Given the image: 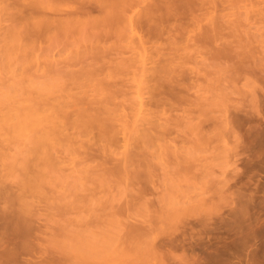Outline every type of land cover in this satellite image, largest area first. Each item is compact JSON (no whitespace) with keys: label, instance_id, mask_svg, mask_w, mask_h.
Masks as SVG:
<instances>
[{"label":"rangeland","instance_id":"374dc122","mask_svg":"<svg viewBox=\"0 0 264 264\" xmlns=\"http://www.w3.org/2000/svg\"><path fill=\"white\" fill-rule=\"evenodd\" d=\"M32 1H34V0H0V88L3 89L9 85L15 84L16 82H21V84L23 85V87H22L23 91H21V90L16 91L18 88L16 90L12 91L14 97H16V96L26 97L28 95L32 96V97H37L39 95V93L36 91V88L34 87V85L33 84H32L33 86L31 85V82H34V81L43 82V83L45 82L46 86L47 85L52 86L53 89H55V92L52 95H57L60 93L62 87H64V84L67 85V82H68L65 79V77L62 79L60 78V77H63L62 72L64 73V71L65 72L70 71V69H72L71 71L76 70V69L79 70L78 68H81L83 66V64L86 66L87 63L89 65V63L94 61V60H92L93 58H91V60H90V57H89V60L87 59L86 62H83V64H82V62H80V63H76L75 65L71 64L72 65L71 66L70 63H68L67 57L71 58L74 55L79 54V52L81 54V51L84 52L86 50L84 48V44H86L87 42L85 41L84 44H82L83 42L77 41V39L79 37L84 36V34H83L84 32H81L78 30L75 31L74 34L73 33L70 34L71 36L68 37V42H65L64 44H62V46H59V47L56 46L55 49L51 48L47 51V49H48L47 46L49 43H51L49 32L54 28L52 27V29H51V27H48L49 29H47V28L34 29L32 26L34 23H37L40 19L44 18L43 17L44 12L47 14L46 16L52 14L50 16L53 17L54 16L52 13L53 11L50 12L51 8L50 9L46 8L47 10H44L45 8L41 9L42 6H40V7L36 6V5L34 6L32 4ZM81 1L80 0H47V2H49L48 4H50V6L52 8L58 7V8H61V10L64 12L63 13L60 10V13L62 12L61 14H59V13L55 14V17H57V18L58 17H60V18L67 17L66 9H70V7L72 5H79L78 3H80V2H81V4L85 3V4H82V5H85L84 10H82V12L83 11L85 12V13L83 12L84 14L81 15L82 18L86 19L87 16H85V15L88 13H89L88 18H89V16H92V15H93L92 17H95L96 14L98 15V13L100 15L101 12L98 8L94 9V8L90 7L91 5H93V6L97 5V0H88V1L87 0H81ZM148 1L150 3V1H152V0H140V1H138L137 3H139V4H137V8L135 7V10L143 8L145 6L147 7V5H149ZM171 1H173V0H171ZM174 1H176L177 4H179V2H180L177 0H174ZM183 1H185V0H183ZM224 1L225 0H223V4H220V7H219L220 9H216V10L214 9V11H216V12L212 11V14L210 13V15L208 14V16L204 15L203 18L205 19L208 17L207 18V21H208L209 18H213V17H210L211 15H213L214 18L217 16L218 20L221 22H222V20L224 21L228 17L230 20H233V21H235L236 19L237 20L240 19L241 22H243L242 25L245 24L246 26L249 25L250 22L252 24L253 21L258 20L259 21V23L257 22L258 25L255 24V27H252L253 29L252 28L251 29L252 30H258V31L261 30L259 32L264 31V27H262L264 25V23H262L263 22L262 21L261 22L262 24L259 25L260 24V20L258 19L259 13H257L259 11L264 13V8H263L264 1L263 0H261V1L260 0H258V1L257 0H255V1L254 0L253 1L248 0V2L246 0H241L240 3L243 4L245 7L243 5H241L240 3L239 4L237 3L239 0H237V2L234 3V5L230 1H229V3L227 2V0L225 1L226 3ZM185 2H184V4H186ZM253 2H254V4H253ZM192 3L193 2L191 0V5L188 3L186 5L192 6ZM257 3H259V4L257 5ZM170 4H172L173 6ZM175 4H176L175 2H173V3L169 2V5L172 6L171 8H176V11L174 10L176 13L179 9L183 10V8H185V7H182V9H181V7H179V9H178V7H176V6L174 7ZM184 4L182 3V6H185ZM190 6H189V8H190ZM87 8L90 9L89 12L87 11L88 10ZM189 8H187V6H186V8L184 9V13L186 14V16L189 15V11L191 10V9L189 10ZM236 8H237V13H235ZM91 9H94V10L91 11ZM186 9H188V12ZM238 9H239V13H238ZM96 10H98V11H96ZM219 10L220 11L222 10L221 11L222 14L221 13L219 14V12H220ZM174 11L172 9V14H171L172 17L171 18H174L173 20L177 21L178 27H179L178 21H180V25H181V23L184 22L185 14L183 13V11H182V13L180 12V14H182V15L184 14L183 15L184 19L182 18L183 20L182 19L177 20L175 18V16L177 14L174 13L175 14V16H174V14H173ZM197 11L199 13L202 12L199 9ZM197 11L194 10L193 11L194 14H197ZM252 11H254L257 14L253 15L255 13H253ZM90 12H92V13H90ZM232 12H233V14H232ZM250 12H251V14H250ZM214 13H215V15H214ZM246 13H248L249 17H246ZM90 14H92V15H90ZM180 14L178 12V15H177L178 19L180 17H182ZM219 15L221 16V18L218 17ZM251 15H253V16H251ZM232 16H234V17H232ZM255 16H257L258 18L257 17L254 18ZM187 17H189V16H187ZM190 17H191V15H190ZM217 18H215V19H217ZM244 18H247V19L252 18V19L250 21H247V19H244ZM187 19H185V22L187 24H189V26H191V24H194V26L192 25L193 27L192 26L189 27L188 31L191 28H195V25H196L195 30L192 29V31L191 30L190 31H191V33L195 32L198 35L200 34L199 33L200 31L203 32V31H205L206 28L209 29V27L207 26L206 23L209 22L208 25L209 26L212 25L210 23V21L206 22V19L205 20L202 19L201 23H204L203 26H206L202 30L201 27H203V26L201 25V23L199 25V22H197V24H198L197 25V24H195V22L191 23L192 21H189L191 23L190 24L187 22ZM220 19H222V20H220ZM229 19H228V21H229ZM253 19H255V20H253ZM15 20L20 21V25H19L20 30H24L26 23H28L26 26V29H25L26 33L24 34V36H25L24 37L25 38L24 43L25 44H24V46H21L22 47L21 50L11 49V45L9 43H7L5 46V43H6L5 38L7 36V31L12 26V22H14ZM173 20H171V21L173 22ZM189 20H191V19H189ZM211 20H213V19H211ZM171 21L169 23H171ZM175 21H174V23H176ZM233 21H232V23H233ZM156 22H159V23H156L154 25H157V24L161 25L160 20H158ZM165 22L168 23L167 21H165ZM221 22H218V24L224 25L225 22H227V21L223 22L224 24ZM151 23L153 24L154 22H151ZM162 23H164V21H162ZM166 23L163 24L165 26L163 28L164 29L163 35L159 34V35H161V37L159 36V38H161V39L157 40V38H156L155 41L157 40L159 42V40H160L161 44L162 43L164 44V42H166V45L169 46V44H167V41H168L167 39L170 40L169 42L173 41V40H171L172 39L171 35L168 36V34L170 33L169 28H171V32L173 30L172 29L173 27H175L174 30L175 29L177 30V31L173 30V32H175V34L174 33L172 34L174 36V38H175V35L178 34V32H179V28L177 27L176 24H175L176 26L175 25L173 26L174 23L173 24L171 23L172 25H170L169 23H168V25H166ZM186 23H184V24H186ZM227 24H228V22L226 23V25ZM154 25H151L150 26L151 29H149L150 31L152 30V32H151L152 34L155 30V29L153 30V28H156ZM163 25L160 27L162 28ZM169 25L171 27H168ZM226 25H224L225 27L223 28L224 29L223 33L224 32L225 33L224 34L222 33L223 35L219 33L218 39L217 40L215 39L216 42L214 40L212 41V43L215 42V43H213V45H208L209 44L208 42H206L207 44L203 45L204 47L207 45L205 48H203V46L202 47L199 46V44L198 45L195 44V46L193 44V47H192V45H189L188 49L191 46L190 50L194 49L197 51V49H198V53L195 52L194 50H191V51L195 52V55H194L193 53H191L190 50L187 49L186 50V51H188L187 55L188 54L189 55L191 54V55H190V58L187 61H185L186 64L187 63L188 64L185 65V63H184L185 67L183 68L185 71L191 73V74L186 73V76L189 75V77H191V78L189 80V78L187 77L188 79H186V82H184L187 87L191 88V90L189 89L190 91H188L189 93L187 92V94H189L188 97L191 100L193 99L192 101L191 100L190 101L191 102L194 101L195 103L197 102L198 104L196 103L197 104L196 106L200 105L202 102H204V103H202L201 105L210 104L211 101H214V103H217V104L220 102L219 104L222 106V108L219 104H218L219 107L213 106L214 107L213 108L212 107L213 102H212L210 104L211 106L209 105L210 107L208 105L206 106L209 108L212 107L211 108L212 110L211 109L209 110L210 112L208 114V118H206L207 115L204 116V114H203L204 117L203 116L201 117V115H198L197 112H195V110H197L196 109L197 107H195V104L188 102V100H189L188 99L186 102L187 104L183 103L185 105V108L186 109H187V107L191 108L194 105L191 108L192 110L195 109L194 111L189 109L190 114L193 113L191 116H193V118H194L195 117L194 114L195 115L197 114L196 117L199 116L200 120H201V118H203L204 124H206V125L203 124V126H207L206 127L207 129H205L206 131H204V127H202V125H200L199 127H196V124H194V123H196L195 121H197L199 119H197L198 117L197 118L195 117L194 121H193L194 123L191 124L192 121H190V124L193 126L185 127V130H187L188 128H190V129H188V131H185L184 134H182L184 132L182 130V128L184 129V127H182V126H183V122H186V123L189 122L187 120V118L184 116L185 114H186V116L189 114V113L188 114L186 113V112H188V109H187V111H186V109H183L184 108V105H183V108H182L183 110H181V108H180V109H175L174 110L175 112L170 111V112H172V114H171L172 116L174 115L173 113H175L174 117L179 116L178 114H180V117L182 116L181 118L180 117L177 119L175 118V121L176 120L179 122H180V120L182 121V126L181 127L179 126L180 128L175 123L174 124L172 123L177 128H179V129H177L175 127V129L177 131L174 128L171 129V130H173L172 131L173 135H171V136H173V139L178 140V138H179V140H180L182 137V136L179 137L180 135L177 136L176 132L179 134V131H180L181 135H185L187 132V134L184 137L185 139L182 138L183 142L185 141L184 143H186L185 145L182 144V141H180V143H179L178 142L179 140L176 142L172 138H171L172 140L170 139L171 142L174 144V146H176L175 143L176 144L178 143L179 147L181 146V148H182V146H184L186 149V148H188V145L193 143L194 140H195L194 141V145H195L198 142L196 140H199V138L204 139L203 138L204 136L202 134H204V133L209 134L210 133V135H209L210 137L207 135L210 139H208V137H205V138H207V140L204 139L206 144L203 142L204 140L201 141V145H203V146H204V144L206 145L203 148H207V149L202 150V148H201L202 146L200 145L201 146L200 147L197 143V145H198L197 150L199 149L200 151L201 150L202 151L201 152L197 151V153L199 154L198 155L199 159H198V157H196L197 161L195 160L194 164L192 166L189 165L193 168L196 167L195 170H193V168L191 169L188 167L189 170L187 171L186 174H190V175L184 174L186 172V170L184 171L182 169L184 171L183 173L181 171H179V172H181V174L185 175L184 177H187V178H184L183 175H182L183 178L182 177L180 178L179 176L181 174L179 175V172L176 169H173V170H175L173 172L175 173L177 171L178 173L176 172L177 174L176 173L175 174L177 176L179 175L178 176L179 178L177 176H176V178H175V176L171 177V178H167V176L169 175L168 174L169 173L168 168L172 167V166L170 164L167 165L164 162V160H162L164 163V165H162L164 167V169L166 166H169L168 168L166 167V169H165V170H167V174H168V175H166V174H164L166 172H165V170H163V167L161 166V164H159V162L157 164V162H156L157 166L155 165V167H154L155 168L154 173L156 172L155 174L157 175V177L152 178L154 181H152V179H151L150 183L152 184V187H151L150 183L149 184L147 183L149 185L148 187L150 189V190L148 189L149 190V191H147L148 195H146V197H147L146 200L149 201L148 209H145L143 206L144 199H141L140 201L138 199H134V198L131 199V197L129 196V192H130L131 188L133 189V187L135 190L137 187H138V189H140V186L142 188L144 186V184H142V183L144 181L147 182L148 181L147 179H149V178H146V179L145 178H139V180L144 179V181L140 180L142 183L139 182V180H137L138 178L136 179L137 181L134 178L133 180H135L136 182L134 181L133 183L136 184V188L133 185H131V188H130L129 187L130 185H129V186H127L128 190L126 189V185H128L129 183L127 184L126 180L123 178L121 179V178H118L116 176L110 177V178H102V177L99 178L101 176V172L99 173V171L104 172L108 169L110 170V168H114V167H111V165L114 166L112 162H114V164H116L115 163L116 160L108 162V164H105V165H108V166H106V168H108V169H105L104 171L101 169L102 166H101V168L99 166L100 170L98 168H96L98 170V171H96V172H98L97 175L100 174L99 177L96 174H93L94 172H89L86 174H88V175H90L91 173L92 174L90 175V177L88 176V178H85V175L81 172V170H82V167H85L86 164L84 165L79 160H80V157H82L83 153L85 154L84 151H85V149H87V147L78 148L80 141L77 142L78 146L76 145V143H74L75 145H73L71 143V145H73L72 149H74V151L70 150L69 148L68 149L65 148V150H63L65 146H63L62 149H59V150L64 151V152H61V153H63L61 156H62V158L63 157L64 158L63 159L60 158L61 157V156H59L60 152H59V155L57 153L55 154V155H58L59 157L58 156L57 157L60 158L61 160L59 159V161H56V163H53L52 167L54 168V170H53V172H51L49 174L48 178H45V182H43L41 184V188H39L38 193H37V190H36V192H35V190H34V192H32L33 190H30L28 188L23 189V182L26 179L33 180L35 178H19L16 176V175H18L17 173H19V170L18 171L16 170L15 173H14V171H12V174H10L11 170L8 167V164L6 163L7 160L5 159V157L6 156L11 157L12 156L15 158V156H16V159H18L17 161H19L21 158H23V155H24L23 151L26 150L25 144L24 143H17V141L16 142L12 141L7 136L8 139H6L3 142V146L0 148V214L2 215V216L0 215L1 216L0 217V225L3 224V228L6 229L7 231H4L1 226H0V228H1L0 231L2 230L1 233H3V231H4V235L7 237V235H9V234H5V232L8 233V231L11 229L9 231V233L13 232L12 235L15 236V238H16V239L14 238L15 240L21 238V236L23 235V234L21 235V232L24 233V232L28 231L27 234L28 233H29V235L31 234L32 238L36 239V240H33V243H34V241H37L34 243V244H36V248L34 250H31L32 254L30 251H26L25 254H27V252H30V254L29 253H28L29 255L23 254V256L25 258L21 255L22 257L21 256L19 257L21 261H22L21 258H23V260H25L26 258L28 260H31L33 258H36L37 256H40V258L44 257V259H47L48 261L53 260L55 262V260H56V263L60 262V264H78V263L79 264H82V263L83 264H91V262H90L91 260L94 261V262L92 261V264H102L103 262H105V264H144V263H146V262H144V260L147 261V259L145 258V256H143V253H142V255H140L139 252L141 251V249H138L139 251H137V248H135L137 246H134V248H133V247H131V245L128 244L129 241L124 240L128 237V235H129L128 233L133 232V234L131 235L132 238L130 239V241L133 240L132 242H135L133 244H143L141 242H143V240H145V237H142V236H144V235L147 236L150 234L159 236L161 234L162 230H164L165 228H168L170 221L167 219L165 220V217L167 215H169L168 212H176V210L178 212L180 209L182 210V209L187 208L189 210L190 214H188V216H184L185 218L182 217L185 220L182 219V221H180V222L177 221L178 224H176V222H175L174 227H179V229L181 231L187 230L189 232L190 231L195 232V231H199L201 229H202L201 231L205 230L206 234L208 232L210 234L209 237L206 239L205 243H207L209 241H211L213 244H227V243H229L234 248V249L232 248L233 252L231 253V256L234 258L235 261L242 263V264H252L253 261L256 262L255 264H264V71H262V70H264L263 69L264 68V65H263L264 60L262 57V56H264V54H263V52H261V51H264V50H262L264 47L258 46L259 42H257V41H261V43H264V42H262V40H261L262 38H259V39L256 38L255 40L251 41L254 44H256V46H258L259 49H261L259 51L257 50L258 47H257V49H255V46L252 47L253 43H251V42H249V44L246 46V48H248V50H249L248 51L246 49L247 50L246 53L250 52V51L253 52V50H251L253 48L256 50L253 53L255 55L257 54L256 55L257 58H260V59L255 58L256 60H253V58H251V57H250L251 59L247 58L245 61H249L248 59H250L251 60V62L249 61L250 64L252 65V62H253V64H255L252 66H249V65L247 66L245 64H247L249 62L243 63V62H241L243 60L242 59L240 60L241 57L237 56L238 57V59H237L234 55L235 52L231 53V52H233L234 48H231V47H229V45H227L229 48L228 49L225 46L226 43L224 45V42L229 43L228 41H223L225 38H226V40H229L230 42H235L234 38L236 37V35H239V33H238L239 30L236 31V33H234V32H232L233 29L232 30L230 29L229 24H228L229 27ZM146 26L147 25H145V27ZM184 26L186 27V25H183V23H182V25L180 27L182 29H184L185 28ZM257 26H258V28H257ZM150 27H148V28H150ZM167 27H168V31H169L168 33L166 32ZM197 27H199V28H197ZM222 27L223 26H220V28H222ZM226 27H228V28H226ZM241 27H239V28H241ZM260 27H262V28L259 29ZM140 28H137V30L139 31V33H138L139 36L143 35V36H145V37H143L145 39L147 37V34H148V36L151 35V34H149V32L145 33L149 30H146L144 32L143 31L144 27H143V29L141 28V30H140ZM187 28H185V29H187ZM40 29H43V30L40 31ZM145 29H147V27ZM157 29H156L157 33L158 32L160 33V31H161V30L159 31L160 28H157ZM228 29H229V31H228ZM241 29L243 30V27ZM87 31L88 30L86 28L85 32H87ZM188 31L185 33V35H184V33L180 34V32H179V34L181 35V38L179 37L180 36L179 34L176 35V38L178 37L177 39L180 40L184 36L183 40L185 41L186 36L191 35L190 31L189 32ZM52 32L54 33V30H52ZM52 32H50V33L53 34ZM162 32H163V30H162ZM220 32H222V29ZM229 32H230V34H228V35H230V36H228V35L226 36L225 34H227ZM47 34H48V36H47ZM86 34H88V32ZM197 34H195V35H197ZM234 34H236V35H234ZM231 35H232V37L234 35V37L231 38ZM262 35L264 36V33ZM153 36L158 37V35L156 36V32H154V34L152 35V38H154ZM220 36H222V37H220ZM47 37H49L50 41L48 40ZM133 37L134 36L131 37V34L128 33V31H127L126 34L124 32V33H121L117 37L113 36V37H111V39L109 38L110 42L108 40V46L113 44L114 45L113 47H115V49L112 48L114 50L110 51V53H109L110 55L106 54L107 57L105 55L104 58L106 57V60H107V59H110L108 57H112L111 58L112 60L113 59L116 60V62H115V60L114 61L110 60L111 61L110 66L117 64V62L121 61V58L128 57L130 54H131L130 56H134L135 59L140 58L142 60V58H143V57H141L142 54H143V56L146 55L149 58V57H151V56H149V55H151V53L148 54L150 51L151 52L158 51V49L156 47H155L156 48L155 49L154 47L150 46V45H152L151 43L150 44L147 43L146 48L140 49V52L136 51L134 49L131 50V48L127 44H130V46H131V43H132L131 40ZM223 37H225V38H223ZM228 37H230L231 40L227 39ZM259 37H262V36H259ZM137 38H138V35H137ZM236 38L238 39V36ZM134 39L136 40V38H134ZM177 39H176V41H177ZM135 40H133V43L134 42L136 43ZM180 41H181V44L185 43L182 40H180ZM174 42H175V39H174ZM257 43H258V45H257ZM106 44L107 43H105V45ZM154 44L157 46L161 45V44L158 45L155 42H154ZM40 46H43L44 48L42 47L43 49H40L39 48ZM50 46H49V48H50ZM224 46H225V48H223ZM131 47H133V46H131ZM215 47H216V49L220 50L221 52L223 51L222 53L226 52L227 49L228 50L232 49V51H229L230 53H228V51H227V53L230 55L233 54L234 58L232 56L231 58H233V59L230 60V58L227 56V54H222L221 52H220L221 54H219L218 50L216 52ZM152 48H154L155 50L153 51ZM146 49H148V50H146ZM159 49L162 50V48H159ZM163 49H164V52H165V50H167V48L165 49V47H163ZM181 50L184 52V49H181ZM235 50H237V49L235 48ZM238 50L242 51L244 49L239 47ZM106 51H109V50L107 49ZM120 51H121V53H120ZM123 51H124V53H122ZM131 51H132V53H131ZM145 51L146 52L148 51V52L146 53ZM257 51L260 52V54H262V55H260V57H259V55H258L259 53ZM136 52L137 53L139 52L138 54H141V55H138L139 58L136 57L137 56ZM251 52L249 53V55L251 54ZM88 53H89V55L91 54V52H88ZM88 53H87V55H88ZM119 53H120V55H119ZM134 53L136 56L134 55ZM185 53L183 54V56L186 55ZM111 54H112V56H111ZM115 54H117L119 56L116 57ZM157 54H155L156 57H157ZM213 54L214 55L219 54L218 57L220 58V60L218 59V57H214ZM222 55H224V56L226 55L225 57H227V58L223 59L225 57ZM191 56H192V59H191ZM188 57H186V59ZM212 57H214V60ZM148 58H147V61H150V59H148ZM145 59H146V57H145ZM155 59H157V58H155ZM234 59H235V61H234ZM60 60L62 61V63L60 62ZM215 60H217L216 63H214ZM228 60H230V61H228ZM237 60H239L241 63H243L242 67H243V65L247 66V67L242 68L241 65L239 64L240 62L239 61L237 62ZM110 61H108V62L110 63ZM254 61L257 63H254ZM113 62L115 64H113ZM139 62H141V61H138V63H136V64L139 65L140 64ZM219 62H220V65H218ZM235 63L238 66L240 65L239 66L240 71L242 70L243 72H241V74L242 73L243 74L240 75V71L237 69L235 75L237 74L242 78H240L239 76L236 75L237 77L234 76L233 79L231 80L230 79L231 75H232L233 71L236 70V69H231V68L232 67L234 68L235 66L237 67V65ZM154 64L155 63H153V65ZM210 64H211V66H210ZM149 65H152L151 62L149 63ZM191 65L192 66L197 65L194 67L195 70H193V73H192V69H194V68L192 67V69H190ZM215 65H216V68H215ZM224 65H225L226 72H228V74L230 76L225 71H223L222 66L224 67ZM196 67L199 69V71H197L198 69H196ZM212 67L215 69H213ZM226 67H230L229 68L230 71H228V68H226ZM60 68H61V70H59ZM131 68H133V69H131ZM131 68L130 69H131L132 76L134 77V79H136L135 74H134L135 68L134 67H131ZM206 68L209 70V74L210 75L212 74L211 76L208 75V70ZM209 68L212 70H210ZM244 69H246L247 71ZM132 70H133V72H132ZM137 70H136V72H137ZM190 70H191V72H190ZM214 71H216V72L220 71L221 74H220V72H217L218 73L217 74ZM129 73L127 76H128V78L132 79L130 82V84L131 83L132 84H131V86L129 84V86H130L129 90L130 91L127 90L128 87L126 88V90L129 91L128 93H126L129 97L125 94L126 95L125 98L126 99L129 98V99H127V101H125L126 104H128L127 105L128 107L137 97H139V96H146L147 97V95L149 96V93H145L147 91V89H146V91H144V88H142L143 90L139 89V86H137V80L133 81V77H129L131 75V73L130 74ZM205 73H206V75H205ZM213 74L217 78L216 77L214 78ZM215 74H217V75H215ZM225 74H226V76L227 75L229 76V80H231V81H233L235 78L240 80V81H238V80L236 81L238 86L233 87V86H235V83L234 82L232 83L229 80H226L227 78L224 76ZM245 74L247 75L246 78H245ZM137 75H139V71L136 74V76ZM219 75L222 76V78L218 77ZM243 75H244V77H243ZM204 76H207L205 80H204V78H205ZM209 76L211 77V80H208L210 78ZM197 77H200V78H198V80H196ZM193 80H195V81H193ZM214 80L216 82L217 81H219V82L216 83V82H214ZM192 81L195 83L197 81L199 84L196 83L195 84L196 87H193V84H191ZM208 81H209L208 84L212 85V82H213V85L212 86L208 85L207 84ZM224 81L225 82L227 81L226 83L230 87L227 86V84H225ZM201 82H202V84L204 82L205 83L202 85ZM221 82L224 83L225 86L229 87L228 88L229 90L227 88L225 89V86L223 84L222 85L220 84ZM197 84L200 86L199 89H198ZM215 84H216V86H215L216 89L213 88V86ZM247 84L248 85L250 84V85L248 86ZM205 85H207L206 86L207 89H205L206 88ZM221 87L222 88L224 87V90L221 89ZM231 87H232V89H231ZM238 87L242 88V89H239V92H237ZM253 87L255 88L254 90L252 89ZM209 88L214 89V91H216V92L218 91V94H216V92H213L212 90L210 91ZM201 89L203 91L204 90H207V91L203 92ZM233 89H235V90H233ZM71 90L76 91V89H71ZM221 90H223V91H221ZM194 91L196 94L193 93ZM200 91H201V93L203 92V94L199 93ZM197 92L199 94H197ZM223 92L224 93L228 92L229 96L224 95ZM91 94H92V91H91ZM190 94H193V96L191 97ZM194 94L198 95L199 97L204 95L205 97L202 96L201 100H200L199 98H197L198 96H194ZM206 94H210L212 97L210 98V95H206ZM213 95L215 98L213 97ZM219 95H221L220 99H219ZM232 95H234V96L232 97ZM239 95H241V96H239ZM160 96L161 95H158V97H160ZM225 96L227 98L231 97L229 102H228L229 98L224 99L225 101L222 102V100H223L222 97L224 98ZM146 97H144V98H146ZM216 97H217V99H216ZM202 98L204 99V101H202L203 100ZM131 100H132V102H131ZM253 102L256 103V107L254 106L255 103L253 104ZM135 103H136V101H135ZM221 103H223V104L225 103L224 106H226L225 108L227 110H228V108L230 109L227 111V113H226V109L224 110V108H223L224 106ZM230 103H232V105H230ZM244 103L245 104L247 103L249 105L247 106V104H246V106H245ZM217 104H215V105H217ZM237 104L239 105V107H237ZM201 105L198 109L201 108ZM227 105H228V107H227ZM234 106L237 109V111L235 108H233ZM216 107L218 109H216ZM231 108H232V110H231ZM127 109L129 111L130 108H127ZM215 109H216V111L217 110L218 111L215 112ZM219 111H221V112H219ZM222 111H224L225 113L224 112L222 113ZM233 111L236 113V115ZM214 112H215L216 118L214 117ZM167 113L169 114V111ZM212 114H213V116H212ZM217 114L221 115L222 120L223 119L226 120V118H228L227 119L228 121L233 122V123L232 122L231 123L234 126L231 124V127L232 126L235 127V128H233L234 131L232 130L233 133H231V128H228L230 131H229V134H227V133L226 134L229 135V137L227 136L228 140L226 139L227 137H225V139H226V140L224 139L226 141L225 144H224V141H221V140L219 141V139H220L219 133L220 134H222V133L219 132L220 130H218V127L214 128V126H213V125H216L214 123L216 121L213 118L217 119V122L219 121L218 120L219 116ZM222 114L224 115V118H223ZM225 114H229L228 117L225 116ZM191 116L189 115L188 119H190ZM210 116L213 117V118L211 117V120H214L213 123H212V121H211V123L209 122ZM229 116H231L233 119L231 118L232 119L231 120ZM183 117H185L186 119ZM205 120H208V121L205 122ZM208 122L210 123V125ZM228 123H229V125H228ZM228 123H225L228 125L227 127L230 126V122H228ZM208 125H209V127H208ZM188 126H189V124H188ZM193 127H195V131L191 130ZM208 128H210L209 131H211V128H212V131L209 132ZM180 129L182 130V132ZM196 130H197V132H196ZM213 131H215V138L211 137L212 136L211 134H213V136H214ZM66 132L68 133L69 129ZM189 132H190V134H189ZM223 132H224V130H223ZM196 133L202 137H200V136L198 137ZM116 134L119 135V137L118 138L116 137L117 139L115 138L116 140L115 139L114 140L117 141L118 143L123 142L124 139H123L122 135H124V134L121 132L120 133L117 132ZM193 134H194V136H193ZM91 135H93V134H91ZM223 135H225V133ZM223 135H221V136L223 137ZM218 136H219V139L217 138ZM191 137L194 138L193 141L191 140ZM212 138L214 140L213 143H215V144L218 143L217 145L214 144L215 146H218L217 148H214V145L209 144L208 140L211 141ZM23 140L24 139H21L20 142ZM168 140H167V142H170V140L169 141ZM187 140H189V141H187ZM110 141L113 142V143H111V146L114 149V151H116L118 149V152H119V151H122L124 149V148H121V147H123V145H121L120 143L119 144L121 146L119 145V146H117L119 148H117L116 146H114L115 141L109 140V143H110ZM186 141L189 143L191 142V143L188 144ZM228 141L230 142V144ZM72 142H73V140H72ZM207 142H208V147L210 146V149H208V147H207ZM219 142H221V143H219ZM199 144H200V141H199ZM222 144L226 145V146L228 145L231 148L229 153H225L227 150L224 149ZM115 145H116V143H115ZM192 145L193 144H191L189 150L190 151L192 150L191 151L192 155L194 153H195L194 155H196L197 154L196 149H195L196 145L194 146L195 151H193ZM66 146L71 148L70 143L66 144ZM84 146H86V145H84ZM88 146H90V145H88ZM95 146L96 145H94V147L93 146H91V147H93V149H95ZM211 146L213 148H211ZM74 147L78 148V149L76 148L77 152L82 151L81 152L82 154H80V156L77 152H75L76 150ZM229 147H228V151H229ZM96 148H97V146H96ZM120 148H121V150H120ZM93 149H92V151H93ZM89 151H90V149H89ZM94 151L96 152V150H94ZM1 154H3V156H1ZM77 155L79 156V157H76L78 159V161H76L77 159L75 158V156H77ZM117 155H119L120 157L122 156V154L119 153V154L114 155V157L115 158L119 157ZM194 155H193V158L190 156L189 159L190 158L194 159ZM192 159H190V161ZM81 160H82V158H81ZM94 160H96V162ZM171 160L172 159H170L169 161L171 162ZM75 161H76V164H77V162H78V164H80L79 162H81L83 165L82 164L76 165ZM88 161H89V159H88ZM92 161L93 162H91V160L89 162L85 161L84 163L88 164L86 166H89L91 164L89 167H92V168L94 167V164L96 166V163L99 165L101 164L100 163L101 160L99 159V157L97 155L94 157V159H92ZM171 163H174V161ZM191 163H193V162L191 161L190 164ZM54 164L57 165L56 168H55ZM194 165H196V166H194ZM17 167H19L18 163H17L16 168ZM156 168H158V170ZM76 169H77V171H76ZM93 169L95 170V168H93ZM13 170H15V169H13ZM89 170H90V168H89ZM162 170L164 171L163 176H162V172H163ZM171 171H172V169H171ZM191 172H193V173L195 172V173L193 174ZM81 173L83 174L82 175L83 177L80 176ZM102 174H104V173H102ZM158 175H159V177H158ZM164 175H165V177H164ZM172 183H174L176 185H173ZM147 184L145 183L146 186H147ZM154 186H155V188H153ZM21 189H22V193L26 192V193L22 194L23 196H21V192H20ZM153 189H154V191H153ZM168 189H169V191H171L172 195H165V193H169ZM23 190H24V192H23ZM220 190L223 191V193H221ZM19 193H20V195H19ZM219 193H221L223 195H221ZM4 195H6V197H4ZM138 195H139L138 193H135V196H138ZM135 196H133V197H135ZM162 196H164L165 199ZM168 196H173V199L169 198ZM169 200H172V201L170 202ZM129 201H130V203H129ZM6 211H8V212H6ZM27 213H28V215H26ZM128 213H144L146 215L153 216V221L149 225L142 224L139 226H132L131 225L132 222L130 221V216L128 215ZM23 214H25V215H23ZM131 220H134V219L131 218ZM85 223L86 224L88 223V224L86 225ZM7 224H8V226H6ZM4 225L7 228H5ZM91 225H93V226H91ZM84 226L85 227L87 226V228L89 226L90 231H92V232H89V228L87 229ZM82 227L85 228L86 231H84V229ZM79 228H81V229H79ZM80 230H81V233H80ZM87 230H88V232H87ZM82 231H83V237L86 239V240H83L82 243L85 242L87 244V241H89V240H87V238L91 239V238L85 236L87 233H89V235H90V233L94 234V235H95V233H97V236H95L96 238H99L102 234H103V236L106 235V237H108V238L105 240H101L102 239L101 238L100 239L101 242L99 240L100 246H99V242L97 240L98 243L97 242L96 243H97L98 248L96 249L97 251H95V250H92V247H93V249H95L96 245H91V248H90V247L86 246L84 243H83L84 247L81 244L80 238L83 239V237H81ZM77 233L78 234L80 233L79 234L80 236ZM98 233H100V236ZM24 235H26V234H24ZM89 235L87 234V236H89ZM112 235H116L118 238H115V237L112 238ZM23 236H22V238H23ZM25 237L27 239L30 238L29 236L27 237V235ZM25 237H24V240H25ZM92 237H93L92 238L93 241H91V240L90 241L93 243L95 241L94 240L95 237L94 236H92ZM15 240H14V243H16L17 246L18 245L21 246L22 242H24L22 239L17 240V242ZM103 241H104V243H103ZM18 242H19V244H18ZM26 242H28V240ZM26 242H25V244H26ZM89 244H87V245H89ZM117 244H122L118 248L123 247V249L125 248V250L120 249L119 251H117L118 248L117 249L115 248L116 246H118ZM127 244L129 245V247ZM4 245H6V244H3V246ZM101 246H102V248H99ZM1 247H2V245H1ZM19 248H22V246ZM114 248H115V250H113ZM98 249H99V252H100V249L103 251H101L99 253ZM86 250H87V252H88V250L90 252L87 253ZM236 250H237V252H236ZM93 251L96 253H94ZM92 253H94V254L91 255V257H89L90 254H92ZM178 253L180 254V252H178ZM2 254H1V256H2ZM7 254H9V253H7ZM95 254H97V255L99 254L100 257L96 256ZM9 255H11V254H9ZM4 256H5V254H4ZM92 256L95 259H93ZM7 257H4V258L8 259ZM13 257L15 258L16 256H13ZM97 257H98V259H97ZM95 261H96V263H95Z\"/></svg>","mask_w":264,"mask_h":264},{"label":"bare ground","instance_id":"6f19581e","mask_svg":"<svg viewBox=\"0 0 264 264\" xmlns=\"http://www.w3.org/2000/svg\"><path fill=\"white\" fill-rule=\"evenodd\" d=\"M138 1H140V0H138ZM138 1L137 0L136 1L135 0H97V5L93 6V5L90 4L91 5L90 7L94 8V9L98 8L100 10V12H101L100 15L98 13L99 16L96 14L95 17H92L93 15L90 14L92 16H89V18H88V15H89L88 12H89L90 9L87 8L88 9L87 10L88 14L85 15V16H87V18L85 17L86 19L82 18V16H81V15H83L85 13L84 11H83L84 13L82 12V10H84V7H85V5H82V4H85V3L81 4L82 1L80 3H78L79 5H72L70 7V9H66L67 17H64V18L55 17V14H58V13L61 14L63 11L61 10V8H58V7L52 8L50 6V4H48L49 2H47V0H34V1H32V4L34 6L35 5L39 6V7L42 6L41 9L45 8L44 10H47L46 8H48V9L51 8L50 12L53 11L52 12L53 15H54L53 17L50 16L52 14L46 16L47 14L44 12V16H43L44 18L42 17L43 19H40L37 23H34L33 26H32L34 29H39V28H43V29L47 28V29H49L48 27H51V29H52V27L54 28V29H52V30H54V33L52 32V30L50 31L53 34H51L49 32L51 41L49 40V37H47L48 40L51 42L47 46L48 47L47 51L49 49H51V48L55 49L56 46L57 47L62 46V44H64L65 42H68V37L71 36L70 34L71 33L74 34L75 31L78 30V31L84 32L83 33L84 36L83 37H79L77 39V41L78 42L79 41L83 42L82 44H84V42L86 41L87 43L84 44V48L86 50L85 51L83 50L84 52L81 51V54L79 52V54H76V55H74L71 58L67 57L68 58V63H70V65L71 64L75 65L76 63L82 62V64H83V62H86L87 59L89 60V57H90V60H91V58H93L92 60H94V61L89 63V65L87 63L86 66L83 64V66L81 68H78L79 70L76 69V70L71 71L72 69H70V71H66V72L64 71V73L62 72V76L63 77H60V78L62 79V78L65 77V79L68 82H67V85L64 84V87H62L60 93L57 94V95H52L55 92V89H53L52 86H50V85L46 86L45 82L43 83V82H38V81L31 82V85L33 84L34 87L36 88V91L39 93V95L37 97H32V96H29V95L26 96V97H20V96L14 97L12 91L16 90L17 88L18 89L20 88V89L19 90L17 89L16 91H20V90L23 91V88H22L23 85L21 84V82H16L15 84L9 85V86H7L6 88H3V89L0 88V148L3 146V142L6 139H8L7 136L12 141H15V142L17 141V143H24L25 144V148H26V150H24V151L22 150L24 155H23V158H21L19 161H17L18 159H16V156H15V158L12 157V156L11 157H7V156L5 157V159L8 162L6 160L5 161L8 164V167L11 170L10 174H12V171H14V173H15L16 170L17 171L19 170V173H17L18 175H16L17 177H19V178H35L33 180L26 179L23 182V189L24 188L25 189L28 188L30 190H33L32 192H34V190L36 192V190H37V193H38L39 188H41V184L43 182H45V178H48L49 174L51 172H53V170H54V168L52 167L53 163H56V161H59L60 158L61 159L64 158V157L62 158V156H61L63 154L61 152H64V151L59 150V149H62L63 146H65L63 150H65V148L66 149L69 148L70 150L74 151V149H72L73 145H75L74 143H76V145H77V142H79V141H80L79 146L77 145L78 148L87 147V149H85V151H84L85 154L83 153V155H82V157H80L79 161H81L84 165L85 164L88 165L87 163H84V162L85 161L89 162L90 160H91V162H93L92 159H94V157L96 155L101 160V162L99 161L101 163L100 165L96 163V166L98 165L97 167L94 164L93 168H95V170L92 167H89L91 164L89 166L85 165V167H82L81 172L85 175V178H88V176L90 177V175L92 174L91 173L90 175H88L86 173L94 172L93 174L97 175L98 172H96V171H98V170L96 168H98L100 170V168L102 166L101 169L104 171L105 169H108V168H106V166H108V165H105V164H108V162L116 160V162H115L116 164H114V162H112L114 166L111 165V167H114V168H110V170L108 169V170H106L104 172L99 171V173L101 172V176L99 177L100 174L97 175V176L99 178H101V177L102 178H110V177H114V176H116L118 178H121V179L123 178V179L126 180L127 184L129 183L128 185H126V189L127 190H128L127 186H129V185H130L129 186L130 188H131V185L135 186V188H136V184H134L133 182L137 178H138L137 180H139V178H145V179L149 178V179H147L148 180L147 182H145L144 179H140V180L144 181L146 184L147 183L149 184L153 177L154 178L157 177V175L155 174L156 172L154 173V169H155L154 167L156 165V162H157V164L159 162V164H161V166L164 165L162 160H164V162L167 165L170 164L172 167L166 166L167 168L169 167L168 168L169 169V173H168L169 175L167 174V170H165L166 167L164 169V167L162 166L163 170H165V172H166V173H164V171L162 170L163 171L162 172V176H163V173H164V174L168 175L167 178H171V177H174V176L176 178V176H177L176 174L179 171H181L183 173L186 170V172L184 173V174H186L187 171L189 170L188 167L191 168V169L193 168L191 166L194 164V161L196 160V157H198V159H199V156H198L199 154L197 153V151L199 152L200 150L199 149L197 150V146L198 145L200 146L201 145V141H203L204 139L207 140V138H205V137H208L210 135V133L209 134L208 133H204L206 135L205 136L204 134H202L204 136L203 137L204 139L199 138V140H196V141H198L197 142L198 145H197V143L195 144L196 145L195 149H196V153L197 154L196 155H194L195 153L193 154L194 155V159H192L193 158V155H192V152H191L192 150L191 151L189 150L191 144H193L192 145L193 146V151H195L194 150V146H195L194 145V141L195 140L193 141V139H194L193 137H191V140L193 141V143L190 142L191 143L190 144L189 142H187L189 140L186 141L188 144H190V145L187 144L188 145V148H186L187 150L185 149L184 146H182V148H181V146L179 147L178 143L176 144L175 142L174 143H175L176 146H174V144L171 142V140L173 139V136H171V135H173L172 134L173 130H171V129L172 128L175 129V127H176L173 124L175 123L178 127L179 126L181 127L182 126V121L180 120V122H179V121L176 120L177 121L176 122L175 118L176 119L179 118L180 114L177 113L179 116L174 117L175 113H173L174 115L172 116L171 115L172 112H170V111L175 112L174 111L175 109H180V108H181V110L186 109L185 105L183 103H186L188 99H189L188 102H191L193 100V99L191 100L188 97L189 94H187V92L190 91L191 88L187 87L186 84L184 83V82H186V79L189 78V80H190V78H191V77H189V75L186 76V73H189V72H187V71H185L183 69L185 67V65L188 64V63L186 64L185 61H187L190 58V55H191V54L187 55L188 51H186V50L188 49V46L192 45V47H193V44H194V46H195V44H197V45L199 44V46L202 47L203 45L207 44L206 42L209 43L208 45H213V43L216 42L215 39L216 40L218 39L219 33L220 34L223 33V30H224L223 28L225 27L224 25H226V23L228 22V24L230 26V29L231 30L233 29L232 32L236 33V31L239 30V32H238L239 35L234 34V35H236V37L238 36V39L235 37L234 38L235 42H230L229 40H226V38H225L228 34H230V32L225 34L226 36L223 37V38H225L223 41H228L229 43L224 42V45L226 43V45H225L226 48H228L227 45H229V47H231V48H234L233 52H231V53L235 52L234 55H235V57L237 59H238V57H241L240 60L241 59L243 60L241 62L247 63L249 61L251 62V60H250L251 58H253V60H256L255 58H257L256 57L257 54L255 55L253 52L256 51L255 49H257L258 46L264 47V43H261V41H257L256 40L257 42H259V45L257 43L258 46H256V44L251 42L252 40H255L256 38H258V39L262 38L261 40H262V42H264V36L262 35L264 33V31L263 32H259L261 30H259V31L258 30H252L253 29L252 27H255V24L258 25V23H259L258 20L253 21L252 24L250 22V24L246 26L245 24L242 25L243 22H241L240 19L239 20H237V19L235 20L234 19L235 21L230 20L229 17H228L229 15L227 16L228 18L225 19L224 21L222 20L224 17L222 19H220V20H222V22L218 20L217 16L215 17L217 19H215L214 16L211 15L210 17H213V18H209V20H208L212 24L211 26L208 25V23H209L207 21L208 17L205 18L206 22H208V23H206L204 21L207 24V26L209 27V29L206 28L205 31H203V32L200 31L199 35L197 33H195V32L191 33L192 29L195 30V28H196V25H195V28H191L190 29L191 31L189 30L191 35L186 36L185 41L183 40L184 36L182 35L183 37L180 40H182L185 43L182 42L183 44H181V41L177 39L178 37L176 38V35H178L179 32H180V34L184 33V35H185V33L188 31L189 27H191L192 25L194 26V24H191V23L195 22V24H197V22H199V25H200L201 20L204 19L203 18L204 15L208 16V14L209 15H210V13L212 14V11H214V9L215 10L216 9H220L219 7H220V4H223V0H192V2H193L192 6H190L191 5V0H185L186 2L183 1V0H182L183 2L181 0H177V1H180L179 4H177V2L174 1V0L173 1H171V0H154L153 1L152 0L153 2L150 1V3L148 1L149 5H147V7L146 6L143 7L144 9L140 8V9H136L135 10V7L137 8V4H139V3H137ZM229 1L232 2L233 5H234V3L237 2V0H227L228 3H229ZM246 1L248 2V0H246ZM169 2H171V3L175 2L176 4L174 5V7L176 6V7H178V9H179V7H181V9H182V7L186 8V6H187V8H189V6H190L189 10L190 9L191 10L189 11V15H187V16L190 17V15H191V17L189 18V17L186 16V14L184 13V9L185 8H183V10L179 9L180 11L178 10L177 13H176L175 12L176 8H171L173 5L170 4V5H172V6H170ZM181 2L183 4L185 2L186 4L188 3L190 5L184 4L185 6H182ZM240 2H241V0H239L237 3L239 4ZM253 4H254V2H253ZM258 4L259 3H257V5ZM241 5H243V4H241ZM263 8H264V6H263ZM94 9H91V11L94 10ZM172 9H173V11L175 10L173 12V14L176 13L177 15H178V12L180 14V12L182 13V11H183V13L185 14V19L188 18L187 22L190 23L189 21H192L190 23L191 26H189V24H187L185 22V19H184V16H183L184 14L183 15L180 14L182 17H180L179 19L177 18V15L175 16V14H174V16H175V18L177 20H180V19L183 18L184 22H182V23H183V25H186V27L184 26L185 28H187V27L188 28L187 29H185V28L182 29L180 27L182 25V23L180 25V21H178L179 22V27H178L177 21L173 20L174 18H171L172 17L171 16ZM198 9L200 11H202V12L199 13L197 11ZM239 9H238V13H239ZM60 10L62 11L61 13H60ZM186 10L188 12V9H186ZM194 10L197 11V14H194V12H193ZM235 10H236V12L235 11L234 12L237 13V8ZM96 11H98V10H96ZM221 11L219 12V14L220 13L222 14ZM214 12H216V11H214ZM252 12L255 13L254 11H252ZM90 13H92V12H90ZM257 13H259V15H258L259 18L257 16H255L254 18L257 17L260 20V24L259 25H261L262 23H264V13L261 12V11H259ZM257 13H255L253 15H256ZM232 14H233V12H232ZM250 14H251V12H250ZM214 15H215V13H214ZM253 15H251V16H253ZM218 17L221 18L220 15ZM232 17H234V16H232ZM246 17H249L248 13H246ZM252 18H250V19L248 18L249 20L247 18H244V19H247V21H250ZM189 19H191V20H189ZM211 19H213V20H211ZM228 19H229V21H228ZM158 20H160L161 25H158V24L154 25L156 23H159V22H156ZM171 20H173V22ZM253 20H255V19H253ZM162 21H164V23H162ZM165 21H167L168 23L171 21L172 24L175 21L176 23H174L173 26L176 24L177 27L179 28V32H178V34L175 35V38L172 35L173 33L175 34V32H173L175 27L172 28L173 29L172 32H171V28H169L170 29V33L168 34V36L171 35V38H172L171 40H173V41L169 42L170 40L167 39L168 40L167 44H169V46L166 45V42H164V44H165L164 45L163 43L162 44L160 43V40H159V42L157 41L158 39H161V38H159V36L161 37V35H163V33H164V29L163 28L165 26L163 24L166 23ZM225 21H227V22H225ZM232 21H233V23H232ZM151 22H154V23L152 24ZM218 22H221V23L225 22V24L224 23H223L224 25L218 24ZM168 23H166V25H168ZM171 23H169V24L172 25ZM184 23H186V24H184ZM27 24L28 23H26V26H27ZM228 24L226 26H228ZM19 25H20V21L19 20H15L14 22H12V26L8 29L7 36L5 38V41H6L5 46H6L7 43H9L11 45V49H13V50H21L22 49L21 46H24V44H25L24 43V39H25L24 38L25 37L24 34L26 33V30H25L26 26H25L24 30H20L19 29ZM145 25H147L146 26L147 29H145L146 28ZM151 25H154L156 27V28H153V30L154 29L156 30L157 28H160L159 29V31L161 30L160 33L159 32L157 33L158 29L156 31L154 30V32H156V36L158 35V37H154L155 36L154 35L153 36L154 38H152V35L154 34V32L152 34L151 33L152 30L151 31L149 30V29H151V27H150ZM162 25H163V27L161 28L160 26H162ZM170 25L168 27H171ZM201 25L203 26L204 23H201ZM219 25L223 26V27L220 28ZM241 26L243 27V30L241 29L242 28ZM140 27L142 29L144 27V29H143L144 32L146 30H149V31H147L145 33L149 32V34H151V35L148 36V34H147V37L145 39L143 38L145 36H143V35L139 36V34H138L139 31L137 30V28H140ZM148 27H150V28H148ZM168 27H167V30H166L167 33L169 32L168 31ZM199 27H197V28H199ZM204 27H206V26L201 27V29L203 30ZM228 27H226V28H228ZM239 27H241V28H239ZM262 27H264V25ZM262 27H260L259 29H261ZM86 28L88 30L87 31L88 34H86L87 32H85ZM141 28H140V30H141ZM257 28H258V26H257ZM43 29H40V31H42ZM221 29H222V32H220ZM162 30H163V32H162ZM127 31H128V33L131 34V37L134 36L132 38V40H131L132 43L130 42L131 46H133V47H131L130 44H127L131 48V50L134 49V50L140 52V49L146 48L147 43H149V44L151 43L152 45H150V46L154 47V48L156 47L158 49V51L155 52L154 50L156 48L155 49L152 48V50L155 53L150 51L148 54L151 53V55H149L151 57H149V58L146 55L143 56V54L141 55V54H138L139 52L138 53L136 52L137 56L135 55V53H134V55L136 57H138V55H141V57H143L142 60L139 57L138 58L140 60L139 59H135V57L134 56H130L131 55L130 54L129 55L130 57L129 56L128 57H123V58H121V61H119L117 59L119 62H117V64H115L113 62V64H115V65L110 66L111 61H114L115 59L112 60L111 59L112 57H108L110 59L106 60V57H107L106 54H109L110 51L115 49V47H113L114 46L112 44L113 42L111 43L112 45L108 46V40L110 42L111 37H113V36L117 37L121 33H124V32L126 34ZM174 31H177V30L175 29ZM228 31H229V29H228ZM159 34H161V35H159ZM195 34H197V35H195ZM137 35H138V38H137ZM234 35H233V37H234ZM47 36H48V34H47ZM228 36H230V35H228ZM259 36H262V37H259ZM179 37L181 38V35ZM220 37H222V36H220ZM233 37L231 35V38H233ZM134 38H136V40ZM156 38H157V40L155 41ZM231 38L228 37L227 39L231 40ZM174 39H175V42H174ZM176 39H177V41H176ZM133 40H135L136 43L135 42L133 43ZM213 40L215 42L212 43ZM154 42L156 44H158V45L159 44H161V45L157 46V45L154 44ZM249 42L253 43L252 47L255 46V49H253V48L251 49L250 48L251 50H253V52L250 51L251 52L250 55H249L250 52L246 53V51L248 50V48H246V46L249 44ZM105 43H107L106 44L107 46L105 45ZM49 46H50V48H49ZM162 46L165 47V49L167 48V50H165V52H164V49H163ZM225 46L223 48H225ZM42 47L43 46H40L39 48L43 49L44 47L43 48ZM205 47L203 46V48H205ZM239 47L243 48L244 50H242V51L240 50L239 51L238 50ZM112 48H114V49H112ZM159 48H162V50H160ZM190 48H191V46L189 47L188 50H190ZM235 48L239 52L237 50H235ZM107 49L109 51H106ZM181 49H184V52ZM215 49H216V47H215ZM228 49H227V51H228V53H230L229 51H232V49L231 50H228ZM146 50H148V49H146ZM191 50H194V49H191ZM217 50L218 49H216V52H217ZM257 50L259 51L261 49H259V47H258ZM262 50H264V48ZM194 51L198 53V49H197V51L196 50H194ZM227 51L222 53L223 51L221 52L220 50H218L219 54H221V53L222 54H227V56L230 58V60H232L234 58L233 54L230 55V54L227 53ZM88 52H91V54L89 55ZM195 52L191 51V53H193L194 55H195ZM261 52H263V54H264V51H261ZM87 53H88V55H87ZM120 53H121V51H120ZM120 53H119V55H120ZM122 53H124V51ZM131 53H132V51H131ZM184 53L186 55L183 56ZM258 53H259L258 55L260 57V55H262V54H260V52H258ZM112 54H111V56H112ZM155 54H157V57L155 56ZM219 54L218 55H214L213 54V56L214 57H218ZM105 55H106V57L104 58ZM119 55L115 54L116 57L119 56ZM222 56H224V55H222ZM232 56H233V58H231ZM145 57H146V59H145ZM186 57H188V58L186 59ZM214 57H212L213 60H214ZM262 57H263V60H264V56H262ZM147 58L150 59V61H147ZM155 58H157V59H155ZM226 58L227 57H225L223 59H226ZM247 58H250V59H248L249 61H245ZM191 59H192V56H191ZM218 59L220 60L219 57H218ZM257 59H260V58H257ZM230 60H228V61H230ZM108 61H110V63ZM138 61H141V62H139L140 63L139 65L136 64V63H138ZM216 61L217 60H215L214 63H216ZM234 61H235V59H234ZM238 61L239 60H237V62ZM60 62L62 63L61 60H60ZM115 62H116V60H115ZM150 62H151L152 65H149ZM241 62L239 64L242 67L243 63H241ZM250 62L245 64V65H247V66L248 65L249 66L255 65V64H253V62H252V65H251ZM153 63H155V64L153 65ZM184 63H185V65H184ZM254 63H257V62L254 61ZM216 65H215V68H216ZM218 65H220V62H219ZM225 65H224V67L222 66V69H223V71L226 72ZM195 66H197V65H195ZM195 66L191 65L190 69H192V67L194 68ZM210 66H211V64H210ZM239 66L237 65V67L235 66L234 68L233 67L231 68V69H236L235 71L232 70L233 73H232L231 78H230L231 80L233 79L234 76L235 77L239 76L237 74H236L237 76L235 75L237 69L240 71V67ZM247 66L243 65V67H247ZM131 67L135 68L134 69V72H135L134 74H135L136 79H134V77L132 76L131 69H133V68H131ZM215 68H213V69H215ZM226 68H228V71H230V69H229L230 67H226ZM196 69H198V68L196 67ZM59 70H61V68ZM136 70H137V72H136ZM193 70H195V68L192 69V73H193ZM210 70H212V69H210ZM244 70H246V69H244ZM138 71H139V75L140 76L139 75L136 76ZM197 71H199V69ZM262 71H264V70H262ZM129 72L131 73V75L129 77H133V81L137 80V86H139V89L143 90L142 88H144V91H146V89H147V91L145 93H149V96L147 94H146L147 97L146 96H139V97H137L138 99L136 98L133 101L134 103L131 100L132 103L128 107L127 106L128 104H126L125 101H127V99H129V98L126 99L125 97L127 95L126 93H128L130 91L129 87L132 84V83L130 84L132 79L128 78V76H127ZM132 72H133V70H132ZM190 72H191V70H190ZM214 72H216V71H214ZM217 72H220V71H217ZM241 72H243V71L242 70L240 71V75L243 74V73L241 74ZM226 73L228 74V72H226ZM189 74H191V73H189ZM217 74H215V75H217ZM220 74H221V72H220ZM205 75H206V73H205ZM208 75H210L209 74V70H208ZM207 76H204L205 77L204 80L206 79ZM224 76L227 78L226 80H229V76L230 75L227 77L226 74H225ZM213 77L215 78L216 76H214V74H213ZM218 77L222 78V76H220V75ZM243 77H244V75H243ZM246 77H247V75L245 74V78ZM198 78H200V77H197L196 80H198ZM240 78H242V77H240ZM208 80H211V77ZM215 80H214V82H216ZM231 80H229V81L232 82V83L233 82L235 83V86H233V87L238 86V84L236 83V81L238 80L237 78L234 79L235 81L234 80L231 81ZM193 81H195V80H193ZM193 81L191 82V84H193V87H196L195 84L198 83V82L196 81V83H195ZM238 81H240V80H238ZM217 82H219V81H217ZM226 82L224 81L225 84H227ZM208 83H209V81L207 82V84ZM224 83L221 82L220 84L224 85ZM129 84H130V86H129ZM201 84H202V82H201ZM208 85H210V84H208ZM212 85H213V82H212ZM212 85H210V86H212ZM206 86L207 85H205V87ZM215 86H216V84L213 86V88L216 89ZM227 86H229V85L227 84ZM227 86H225V89L226 88L228 89L230 87V86L229 87H227ZM127 87H128L127 90H129V91L126 90ZM199 87L200 86L198 85V89H199ZM254 87L252 88L253 90L255 89ZM71 89H76V91L71 90ZM205 89H207V87ZM221 89L224 90V87L223 88L221 87ZM231 89H232V87H231ZM237 89H236L237 92H239V89H242V88L238 87ZM90 90L92 91V94H91ZM209 90L210 91L212 90L213 92H216V91H214V89H210L209 88ZM223 90H221V91H223ZM233 90H235V89H233ZM205 91H207V90H204L203 92H205ZM203 92L201 93V91H200L199 93L203 94ZM193 93H195V91ZM199 93L197 92V94H199ZM227 93L223 92L224 95H228L229 96V93L228 94ZM195 94H194V96H198V95H195ZM216 94H218V91L216 92ZM158 95H161V96L158 97ZM206 95H210V94H206ZM221 95H219V99H220ZM190 96L192 97L193 94H190ZM202 96H204V95H202ZM233 96L234 95H232V97ZM239 96H241V95H239ZM144 97H146V98H144ZM201 97L198 96L197 98H199L201 100ZM211 97L212 96L210 95V98ZM213 97H214V95H213ZM226 98H227L226 96L224 98L222 97V99H223L222 102H224L225 101L224 99H226ZM204 99L202 101H204ZM216 99H217V97H216ZM230 99H231V97L228 99V102L230 101ZM135 101H136V103H135ZM193 102H191V103L195 104V107H197L196 108L197 110H195L193 108L195 110V112H197L198 115H201V117L203 116V114H204V116L207 115L206 118H208V114L210 112L209 110L213 106L214 107L218 106V104L220 103L219 102L217 104V103H214V101H211L210 104L213 102L212 103V107L209 108L211 106L210 104H207L208 106L209 105L210 106L206 107L207 105H205V104L201 105L202 103H204V102H202L200 104L201 108L198 109L200 107V105L196 106L198 103L196 102L197 103L196 104L195 102L194 103ZM254 103L255 102H253V104ZM215 104H217V105H215ZM221 104L224 106L225 103L224 104L221 103ZM246 104L244 103L245 106H246ZM183 105H184V108H183ZM230 105H232V103H230ZM248 105L249 104H247V106ZM235 106L233 108H235ZM254 106L256 107V103H255ZM225 107L226 106L223 107L224 110L226 109ZM227 107H228V105H227ZM237 107H239L238 104H237ZM127 108H130L129 111H128ZM191 108L187 107L188 112H186V113L187 114L189 113L187 116H186V114L185 115L183 114L187 118V120L189 122L188 121H187L188 123L183 122V126L182 127H184V129L182 128V130L184 132L182 134H184L185 131H188V129H190V128H188L187 130H185V127L193 126L191 124L194 123L193 122L194 118L197 115V114L196 115L194 114V116H195L194 118H193V116H191L193 114V113L190 114V110H192ZM221 108H222V106H221ZM187 109H186V111H187ZM216 109H218V108L216 107ZM216 109H215V112L218 111V110L216 111ZM194 110H192V111H194ZM228 110H230V109L228 108ZM228 110L226 109V113H227ZM231 110H232V108H231ZM168 111H169V114L167 113ZM236 111H237V109H236ZM215 112H214V117L216 118ZM219 112H221V111H219ZM223 112L224 111H222V113ZM189 115L191 116L190 119H188ZM217 115L219 116V118H218L219 121L218 122H217V119L212 117L213 114H212V116H210V119H209L210 121L209 122L211 123V121H212V123H213L214 120L217 122V123L214 122L216 125H213V126H214V128L218 127V130H220L219 132L222 133V134L219 133L220 139H219V136L217 138L219 139V141L220 140L224 141V144H225L226 143L225 140L226 139L228 140V137H229V135H227V134H229V131H230L228 128H231V133H233V131H234L233 128H235V127H233L234 126L232 124L233 122L232 121H228L227 120L228 118L225 117L226 120L228 122H230V126L227 127L229 125V123L226 120H224V119L222 120L221 119L222 118L221 115H219V114H217ZM228 115L229 114H225V116H227V117H228ZM235 115H236V113H235ZM222 116L224 118L223 114H222ZM231 116H229L230 119L232 118ZM185 117H183V118H185ZM197 117L196 118L199 119V120L196 119L197 121H195L196 123H194V124H196V127H199L200 125H202V127H204V131H206L205 129H207L206 128L207 126H203L204 119L201 118V120H200L199 116H197ZM211 117L214 120H211ZM190 121H192L191 124H190ZM206 121H208V120H205V122ZM210 123H209V125H210ZM225 123H228V125L225 124ZM188 124H189V126H188ZM231 124L233 125L232 127H231ZM204 125H206V124H204ZM209 125H208V127H209ZM179 128H177V129H179ZM193 128L191 130L195 131V127H193ZM68 129H69V132L67 133L66 131ZM209 129L210 128H208V131H209ZM182 130H181V132H182ZM223 130H224V132H223ZM211 131H212V128H211ZM211 131H209V132H211ZM117 132H119V133L121 132V133L124 134V135H122L124 141L123 142H119L121 145H123V147H121V148H124V149L122 151H119V152H118V149L116 150L117 151L116 152L112 148L111 143H113V142L110 141V143H109V140L115 141L119 137V135L116 134ZM196 132H197V130H196ZM213 133H214V136H213V134H211L212 135L211 137L215 138V131H213ZM224 133H225V135H223ZM91 134H93V135H91ZM176 134H177V136L180 135L179 137H181V136L182 137H181L180 140L178 138L179 141L178 140H174V139L173 140L176 141V142L178 141L179 143H180V141H182V144L185 145L186 143H184L185 141L183 142L182 138L185 137L187 132H186L185 135H181L180 131H179V134L177 132H176ZM189 134H190V132H189ZM221 135H223L224 138ZM193 136H194V134H193ZM197 136L199 137L200 135L197 134ZM200 137H202V136H200ZM209 137H208V139H210ZM225 137H227V138L225 139ZM21 139H24V140L20 142ZM168 139L169 140L171 139L170 142L173 145L170 142H167ZM72 140H73V142H72ZM205 140L203 142L206 144ZM199 141H200V144H199ZM213 141H214L213 138L211 139V141L208 140L210 145H214L215 144V143H213ZM68 142L70 143L71 148L67 147L68 145L66 146V144H69ZM208 142H207V147H208ZM71 143L73 145H71ZM115 143H116V145H115ZM115 143H114V146H116V147L120 145L117 141H115ZM219 143H221V142H219ZM205 144H204V146H206ZM217 144H215V145H217ZM229 144H230V142H229ZM84 145H86V146H84ZM88 145H90V146H88ZM94 145H96L97 148L95 146V149H93ZM215 145H214V148H217L218 146H215ZM91 146H93V147H91ZM201 146L200 147L202 148V150L203 149H205V150L207 149V148H203L204 147L203 145H201ZM222 146L224 147V149L227 150L225 153H229L230 152L231 148L228 145L227 146L229 147V151H228V147L226 145L222 144ZM76 148H75V150H76ZM117 148H119V147H117ZM121 148H120V150H121ZM211 148H213V147L211 146ZM89 149H90L91 152L89 151ZM92 149H93V151H92ZM208 149H210V146L208 147ZM94 150H96L97 153ZM59 152H60V155H59ZM75 152H77V150ZM81 152L82 151H80V152L78 151L77 152L79 154V156H80V154H82ZM56 153L59 156H61V157L58 158L59 156L55 155ZM119 153H121L122 156L120 157L119 155H117L119 157L115 158L114 155L119 154ZM1 156H3V154H1ZM79 156L77 155V156H75V158L79 157ZM190 156L192 157L190 159H192L191 161L193 162L191 164H190L191 161L189 159ZM81 158H82V160H81ZM88 159H89V161H88ZM170 159H172L174 161V163H171L173 161L171 160V162H170L169 161ZM96 160H94V161L96 162ZM76 161H78V159ZM76 161H75V164H76ZM81 162H79V163L82 164ZM17 163H18L19 167L16 168ZM77 164H78V162H77ZM80 164H78V165H80ZM189 165H191V166H189ZM54 166H55V168L57 167V165H55V164H54ZM99 166H100V168H99ZM194 166H196V165H194ZM88 167L90 168V170H89ZM195 168L196 167H194L193 170H195ZM13 169H15V170H13ZM156 169L158 170V168H156ZM171 169H172V171H171ZM173 169H176L178 172L176 171L177 173L175 172L176 173L175 174L173 172L175 170H173ZM76 171H77V169H76ZM181 172H179V175L181 174ZM82 173H81L80 176L83 175ZM102 173H104V174H102ZM191 173H193V172H191ZM184 174H181L180 176L179 175L178 176L181 178L182 175H183V177L185 176ZM186 175H190V174H186ZM158 177H159V175H158ZM164 177H165V175H164ZM134 178H135V180H133ZM184 178H187V177H184ZM140 180H139V182H141ZM152 181H154V180L152 179ZM144 182L143 183L141 182L142 184H144V186L141 184L143 187L141 188V186H140V189H138V187L136 188V190L134 189V187H133V189L131 188L130 192H129V196L131 197V199L134 198V199H138L139 201L141 199H144L143 206H144L145 209H148L149 201L146 200L147 199L146 195H148L147 191H149L150 189L148 187L149 185L147 184V186H146ZM172 184L176 185L174 183H172ZM151 187H152V184H151ZM153 188H155V186ZM153 191H154V189H153ZM168 191H169V189H168ZM20 192H21V196H23L22 194L26 193V192H24V190H23L24 193H22V189H21ZM220 192L223 193V191H221V190H220ZM135 193H138L139 195L135 196ZM221 193H219V194H221ZM19 195H20V193H19ZM165 195H172V193H171V191H169V193H165ZM221 195H223V194H221ZM133 196H135V197H133ZM4 197H6V195H4ZM162 197L164 198V196H162ZM168 197L173 199V196H168ZM169 201L171 202L172 200H169ZM129 203H130V201H129ZM6 212H8V211H6ZM168 213H169V215H167L165 217V220L167 219V220L170 221L169 222V226H168V228H165L164 230H162L161 234L159 236L158 235H152V234L147 235V236H145V235L142 236L141 235L142 237H145V240H143V242H141L143 244H133L135 242H132L133 240L130 241V239L132 238L131 235L133 234V232L128 233L129 234L128 237L126 239H124L125 241L126 240L129 241L128 244L131 245V247L134 248V246H137V247H135V248H137V251H139L138 249H141V251L139 252L140 255H142V253H143V256H145V258L147 259V261L144 260V262H146L144 264H242V263H239V262L235 261L234 258L231 256V253L233 252L232 251L233 247L229 243H227V244H213L211 241L205 243L206 239L210 235L209 232L206 234L205 230L201 231L202 229L199 230V231H195V232L194 231H190L189 232L187 230L181 231L179 229V227H174V223L175 222H176V224H178L177 221L180 222V221H182V219L185 220L184 216H188V214H190V212H189V210L187 208L182 209V210L180 209L178 212L176 210V212H168ZM23 215H25V214H23ZM26 215H28V213ZM128 215L130 216V221L132 222L131 223L132 226H139V225H142V224L149 225L153 221V216L146 215L144 213H128ZM182 217H184V218H182ZM131 218H133L134 220H131ZM0 226L3 228V224L0 225ZM6 226H8V224ZM89 226H88L89 232H92V231H90V227ZM91 226H93V225H91ZM4 227H5V225H4ZM5 228H7V227H5ZM85 228H87V226ZM85 228H83L84 231H86ZM79 229H81V228H79ZM3 230L7 231L4 228H3ZM4 231H3V233H1L2 230L0 231V233H1L0 234V247L2 245V247L0 248V256L3 253L2 256L0 257V264H60V262L56 263V260H55V262L53 260L48 261L47 259H44V257L40 258V256H37L36 258H33L31 260H28L27 258H26L27 260L26 259L23 260V258H21L22 259V261H21L20 258H19L21 255L23 256V254H25L26 251H30L31 252V250H34L36 248V244H34V243L37 242V241H34V243H33V240H36V239H33L31 234L30 235H29V233L27 234L28 231H26L24 233L21 232V235L22 234L23 235L26 234L27 237L29 236L30 238L27 239L25 237L26 235H24V236L22 235L23 238L21 236V238H19V239H22L24 242H22V245H21L22 248H19L21 246H19V245L17 246L16 243H14V240L16 238H15V236L12 235L13 232H10V233H9V231H8V233L5 232V234H9V235H7V237H8L7 238L4 235ZM87 232H88V230H87ZM80 233H81V230H80ZM87 234L89 235V233H87ZM87 234L85 236L91 238V239L87 238V240H89V241H87V244H89L91 241H93V239H92L93 237L92 236H94V237L97 236V233H95V235L90 233L89 236H87ZM98 234L100 236V233H98ZM81 235H82L81 237H83V231H82ZM24 237H25L26 241L28 240V242H26L24 240ZM114 237L118 238L116 235H112V238H114ZM107 238L108 237H106V235L103 236V234H102L99 238L95 237L94 238L95 241L93 242L94 244L91 242L89 244L90 246L87 245L85 242H83V243L86 246L90 247V248H91V245H96V248L94 247L95 249H93V247H92V250L97 251L96 250L98 248L97 243L99 242V240L100 239L101 240H105ZM19 239H17V240H19ZM17 240H15V241L17 242ZM83 240H86V239L84 237H83V239L80 238V241H81L82 245H83V243H82ZM97 240H98V242H97ZM101 240H100V242H101ZM25 242H26V244H25ZM100 242H99V246H100ZM103 243H104V241H103ZM3 244H6V245L3 246ZM18 244H19V242H18ZM117 245L118 246L115 247L116 249L122 244H117ZM129 245H128V247H129ZM83 247H84V245H83ZM99 248H102V246L99 247ZM115 248L113 250H115ZM120 249H123V247L118 248L117 251H119ZM123 250H125V248ZM101 251H103V250L100 249V252ZM30 252H27V254L28 253L30 254ZM86 252H87V250H86ZM88 252H90V251L88 250ZM98 252H99V249H98ZM178 252H180V254ZM236 252H237V250H236ZM7 253H9L11 255H9ZM94 253H96V252H94ZM94 253H92V254H90V256L89 255L88 256L91 257V255H93ZM4 254H5V256H4ZM27 254H25V255H27ZM31 254H32V252H31ZM95 255L100 257L99 254L98 255L95 254ZM13 256H16V257L14 258ZM4 257H7L8 259H5ZM98 257H97V259H98ZM92 258H93V256H92ZM93 259H95V258H93ZM92 261L93 260L90 261L91 264H92ZM95 263H96V261H95ZM255 263L256 262L253 261L252 264H255ZM102 264H105V262H103Z\"/></svg>","mask_w":264,"mask_h":264}]
</instances>
